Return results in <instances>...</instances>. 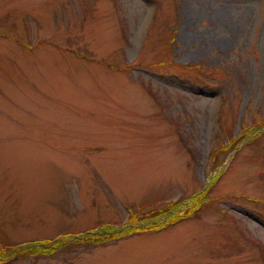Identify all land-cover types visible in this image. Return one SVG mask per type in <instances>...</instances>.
Here are the masks:
<instances>
[{
  "label": "rangeland",
  "instance_id": "obj_1",
  "mask_svg": "<svg viewBox=\"0 0 264 264\" xmlns=\"http://www.w3.org/2000/svg\"><path fill=\"white\" fill-rule=\"evenodd\" d=\"M193 197L6 264H264V0H0V243Z\"/></svg>",
  "mask_w": 264,
  "mask_h": 264
},
{
  "label": "trees",
  "instance_id": "obj_2",
  "mask_svg": "<svg viewBox=\"0 0 264 264\" xmlns=\"http://www.w3.org/2000/svg\"><path fill=\"white\" fill-rule=\"evenodd\" d=\"M199 69H202L200 65H196ZM259 129L256 124L250 125L248 128L244 129L243 135L246 134L248 130L251 129ZM250 132V131H249ZM241 137V136H240ZM235 138L238 139L239 138ZM245 138V137H244ZM233 139V140H235ZM216 166H212V169H215ZM218 172H220L218 170ZM202 198L201 197H193L190 202H186L185 199L176 200L169 207H164L163 209H159L156 211V214L151 216H131L128 220L127 225L114 227L112 224L106 223L101 224L97 228L92 231L86 232L80 240L73 241L68 243H63L58 248H54L56 244L60 243L62 240H52L50 242L40 240L38 243H17V244H5L0 243V264H6L9 260L14 259L18 256L22 255H37V254H51L54 251L58 250L60 247L69 246L70 244L79 246V245H92L97 246L101 244H106L108 242L114 241L116 239L131 235L136 230L148 229V228H156L160 229L162 227H167V225L175 224L183 219H188L192 217L200 208ZM188 206V211H180L182 206ZM196 211V212H195ZM163 220V222H161ZM161 222V223H160ZM11 246V247H8Z\"/></svg>",
  "mask_w": 264,
  "mask_h": 264
}]
</instances>
